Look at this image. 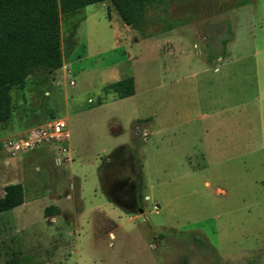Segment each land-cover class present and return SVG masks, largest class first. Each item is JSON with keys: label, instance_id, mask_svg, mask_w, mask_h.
I'll return each instance as SVG.
<instances>
[{"label": "rangeland", "instance_id": "obj_1", "mask_svg": "<svg viewBox=\"0 0 264 264\" xmlns=\"http://www.w3.org/2000/svg\"><path fill=\"white\" fill-rule=\"evenodd\" d=\"M60 28L63 67L14 87L0 125V198L25 189L0 213V264H264V0H166L142 27L108 1ZM128 77L135 96L104 93ZM53 119L68 160L56 144L4 152Z\"/></svg>", "mask_w": 264, "mask_h": 264}, {"label": "trees", "instance_id": "obj_2", "mask_svg": "<svg viewBox=\"0 0 264 264\" xmlns=\"http://www.w3.org/2000/svg\"><path fill=\"white\" fill-rule=\"evenodd\" d=\"M108 1L113 3L125 23L142 27L149 7L163 4L166 0H0V125L12 119L14 87L21 88L30 77L53 73L63 67L60 15ZM223 43L226 45L228 41ZM224 55L222 53L220 57ZM218 57L209 55L207 64L212 66ZM103 91L115 94L118 99L132 97L136 93L134 78L108 84ZM101 104L98 103L99 106ZM24 202L23 185H9L0 198V213L17 208ZM59 211L51 206L46 208L45 214H58ZM7 264L21 262L12 258Z\"/></svg>", "mask_w": 264, "mask_h": 264}, {"label": "built area", "instance_id": "obj_3", "mask_svg": "<svg viewBox=\"0 0 264 264\" xmlns=\"http://www.w3.org/2000/svg\"><path fill=\"white\" fill-rule=\"evenodd\" d=\"M69 141L70 133L67 122L63 119H53L49 124L38 126L23 136L7 139L3 143V149L7 155L17 156L46 145L56 144L59 145L65 159L68 160L70 157V149L67 146Z\"/></svg>", "mask_w": 264, "mask_h": 264}, {"label": "flooded vegetation", "instance_id": "obj_4", "mask_svg": "<svg viewBox=\"0 0 264 264\" xmlns=\"http://www.w3.org/2000/svg\"><path fill=\"white\" fill-rule=\"evenodd\" d=\"M112 190L123 199L126 205H137V197L132 185L128 186L126 183H116L112 186Z\"/></svg>", "mask_w": 264, "mask_h": 264}, {"label": "crops", "instance_id": "obj_5", "mask_svg": "<svg viewBox=\"0 0 264 264\" xmlns=\"http://www.w3.org/2000/svg\"><path fill=\"white\" fill-rule=\"evenodd\" d=\"M246 55H248V53L246 54ZM254 56L256 57L257 56V51H254ZM234 63H235V60L234 61H231V62H229V63H227V64H223V65H220V66H218L215 70H213L214 72H218L220 69H225L226 71H229V69H231V68H228V67H230V66H232V64L234 65ZM136 94V93H135ZM135 96V95H134ZM133 97V96H132ZM70 133V132H69ZM154 135H155V131H152V137L151 138H153L154 137ZM70 139H71V134H70ZM150 141V140H149ZM257 252H255V253H253V254H256Z\"/></svg>", "mask_w": 264, "mask_h": 264}, {"label": "water", "instance_id": "obj_6", "mask_svg": "<svg viewBox=\"0 0 264 264\" xmlns=\"http://www.w3.org/2000/svg\"><path fill=\"white\" fill-rule=\"evenodd\" d=\"M140 212L142 213V212H143V210H140Z\"/></svg>", "mask_w": 264, "mask_h": 264}]
</instances>
